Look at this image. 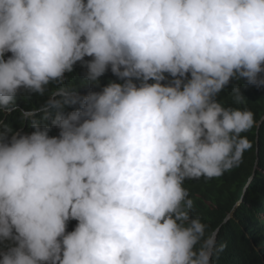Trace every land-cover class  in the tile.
I'll list each match as a JSON object with an SVG mask.
<instances>
[{
    "label": "clouds",
    "instance_id": "clouds-1",
    "mask_svg": "<svg viewBox=\"0 0 264 264\" xmlns=\"http://www.w3.org/2000/svg\"><path fill=\"white\" fill-rule=\"evenodd\" d=\"M77 62L93 85L109 66L125 82L62 93L31 134L0 132V264H211L183 185L252 147L254 113L215 97L233 78L264 87V0H0V111Z\"/></svg>",
    "mask_w": 264,
    "mask_h": 264
},
{
    "label": "trees",
    "instance_id": "trees-1",
    "mask_svg": "<svg viewBox=\"0 0 264 264\" xmlns=\"http://www.w3.org/2000/svg\"><path fill=\"white\" fill-rule=\"evenodd\" d=\"M9 56L11 53H6L5 59ZM84 59L89 61L92 57ZM86 73L87 67L77 62L71 73H65L62 82L53 81L47 85L43 95L21 89L15 108L0 111V132L10 129L22 135L31 134L34 131L32 121L40 120L47 102L61 99L62 93L73 92L83 97L90 92H101L109 82H125L112 73L110 66L95 85L85 80ZM164 75L166 80L162 84H169L174 79L168 73ZM188 78H191L190 73ZM133 82L137 86L140 84L139 80L133 79ZM234 87L239 88L244 97L242 100H236ZM215 99L225 108L247 109L254 113V127L241 133L248 138L252 147L244 152L239 166L218 178L202 176L185 180L183 186L193 201L191 216L199 217L206 225V235L212 233L215 236L211 264H264V87L248 84L244 78H233ZM79 107V103L65 105L62 111L67 114ZM33 110L36 111L34 116ZM60 110L49 107L48 119L42 121L51 128L49 136L59 135L60 130L52 125V121ZM11 135L9 133V140ZM221 245L225 247L221 249ZM0 250L6 248L0 247Z\"/></svg>",
    "mask_w": 264,
    "mask_h": 264
}]
</instances>
